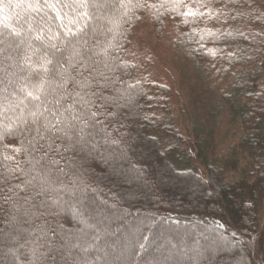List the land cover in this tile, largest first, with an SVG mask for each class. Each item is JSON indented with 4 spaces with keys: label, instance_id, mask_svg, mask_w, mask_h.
<instances>
[{
    "label": "trees",
    "instance_id": "1",
    "mask_svg": "<svg viewBox=\"0 0 264 264\" xmlns=\"http://www.w3.org/2000/svg\"><path fill=\"white\" fill-rule=\"evenodd\" d=\"M214 1L220 8L215 30L208 29L206 10L184 13V0H158L153 21L160 24L172 12L179 19L182 44L196 61L212 58L204 50L208 46L224 48L228 54L219 55L218 62L248 72L231 86L243 100L238 116L250 171L232 182L214 165H206L204 177L186 169L190 158L172 123L170 90L139 82L133 64L125 60L144 0H88L82 8L75 0H48L55 8L44 0L0 2V264H223L208 253L210 245L201 234L221 240L226 255L236 251L241 260L236 264H252L240 237L255 229L264 200V0ZM52 45L71 56V63L83 57L86 67L96 69L91 76L80 69L90 85L82 94L96 92L91 98L102 106L99 123L86 130L90 134L81 145L69 152L61 148L63 159L48 153L64 171L54 173L56 184L37 195L40 181L33 177L44 151L33 150L35 133L24 121L35 101L25 100L22 89L30 88L33 65L54 51ZM57 71L72 73L70 64ZM48 87L49 98H56L51 93L55 85ZM188 189L190 197L179 193ZM175 194L185 203L169 197ZM113 204L117 207L110 214ZM130 235L131 249L113 261L111 250ZM183 239L189 242L185 246ZM163 243L173 251L186 249L182 253L188 256L167 257ZM158 253L164 255L161 260L155 259Z\"/></svg>",
    "mask_w": 264,
    "mask_h": 264
},
{
    "label": "rangeland",
    "instance_id": "2",
    "mask_svg": "<svg viewBox=\"0 0 264 264\" xmlns=\"http://www.w3.org/2000/svg\"><path fill=\"white\" fill-rule=\"evenodd\" d=\"M161 1L166 3L167 0ZM157 4L158 0H144L145 11L140 15L127 39L124 49L125 60L133 64L135 78L139 82L161 85L170 90L172 123L182 137L181 142L190 158L186 169H194L199 176L204 177L206 165H214L222 170L227 182L236 181L248 174L250 167L241 144L244 132L238 116L243 100L231 84L241 72L245 74L248 72L244 68L234 69L219 63L218 56L228 54V50L224 48L208 46L204 50L206 55L212 58L196 61L191 50L182 44L179 19L173 17L172 12H168L160 24L153 21ZM202 10H206L210 17L208 29L219 28L220 8L216 1L184 0V13H198ZM198 148L202 151L203 159L197 157ZM179 193L190 197L193 192L188 189L184 190V193L182 191ZM169 197L180 199L176 194ZM180 201L185 203L186 199ZM157 205L158 201L153 193L152 207ZM116 207V204L112 205L110 214L115 212ZM147 207L149 208L143 204L146 210L144 212H149ZM257 210L255 229L246 232L240 239L249 253L252 264H264V200L259 202ZM85 216L88 218L87 212ZM97 221L90 220L88 224L91 222L96 224ZM187 235H182V238ZM236 235L239 237V234ZM201 238L203 242L209 243L208 246L210 245L208 253L221 257L223 264L241 263L236 251L232 250V255L225 254L227 246H224L221 240L215 241V238L208 234H201ZM174 239L175 243L180 241L179 237ZM186 240H182L184 246V242L189 243ZM132 245V235L130 238L124 236L119 245L111 250L112 260L120 259L119 254L125 256L126 250H130ZM161 249H169L167 257L173 259L181 260L188 256L182 253L186 249L173 251L174 248L169 247L168 243H163ZM195 249H190L189 257ZM162 257L164 255L158 253L155 259L161 260ZM216 264H219V261Z\"/></svg>",
    "mask_w": 264,
    "mask_h": 264
},
{
    "label": "snow or ice",
    "instance_id": "3",
    "mask_svg": "<svg viewBox=\"0 0 264 264\" xmlns=\"http://www.w3.org/2000/svg\"><path fill=\"white\" fill-rule=\"evenodd\" d=\"M44 3L48 5V0H44ZM75 3L82 8L87 5L88 0H75ZM48 6L55 8L54 3ZM73 22L70 21V23ZM64 27L71 34V29L67 25H64ZM12 34L18 36L20 32L14 31ZM37 39H39V36H37ZM51 47L54 51L51 53L46 52L41 56L42 63L33 65V80L30 88L27 90L22 89L25 94V100L35 101L28 108L29 119L24 121L25 124L31 125L28 130L35 133L33 150L44 151V156L36 161L41 166L37 176L33 177V180L38 179L40 181L37 195L44 194L56 184L57 177L54 173H63L64 171L58 166L59 160L55 158L49 159L48 153L58 154L63 159L61 148H63L64 152H69L73 151L77 145H81L85 140V135L90 134L86 130L94 127L95 123H99L98 112L102 106L91 98L97 96L96 92H92L91 97L88 96L87 92L82 94V90L89 88L90 85L88 77L84 76V72L80 69L84 68L89 76L96 69L86 67L83 57H81V61L71 63V56L65 57L56 45ZM57 52L61 53L59 58H55ZM73 52H75L74 46ZM75 55L79 56L80 53L75 52ZM65 64H70L72 73L57 71L58 69H63ZM48 65H53V68L49 69ZM36 69H42V72ZM56 77L62 78L57 80ZM53 84L55 87L51 88V93L56 94V98L50 99L48 86ZM98 99L103 100L104 98L100 96ZM20 103L23 104L24 100H21ZM93 108H96V111H92ZM40 141H45V143L41 144ZM57 141L62 143L57 144ZM65 141L67 143H64ZM41 161L45 162L41 163ZM27 183L31 185L32 180L27 181Z\"/></svg>",
    "mask_w": 264,
    "mask_h": 264
}]
</instances>
